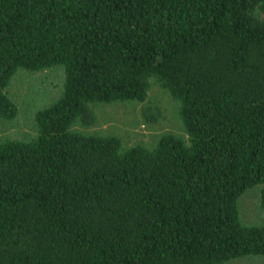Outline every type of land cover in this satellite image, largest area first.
Here are the masks:
<instances>
[{"label":"trees","instance_id":"1","mask_svg":"<svg viewBox=\"0 0 264 264\" xmlns=\"http://www.w3.org/2000/svg\"><path fill=\"white\" fill-rule=\"evenodd\" d=\"M50 69L61 91L34 136L0 139V264L264 261V0H0L1 120L19 115L13 77ZM153 83L183 134L82 131L96 104L142 103Z\"/></svg>","mask_w":264,"mask_h":264},{"label":"rangeland","instance_id":"2","mask_svg":"<svg viewBox=\"0 0 264 264\" xmlns=\"http://www.w3.org/2000/svg\"><path fill=\"white\" fill-rule=\"evenodd\" d=\"M62 74L60 70L50 69L40 72H20L13 77L9 86V95L19 108L16 120L7 122L0 119V139H27L35 134L34 113L47 104H51L61 91ZM53 100V101H52ZM160 109L161 117L154 123L145 122L141 115L143 108ZM95 123L85 132L118 136L124 146L143 144L152 146L163 133L183 134L179 115V103L173 100L167 91L153 83L146 100L98 103L94 106ZM74 129H80L77 124ZM257 187L247 190L239 198L238 205L241 220L245 224H261L263 216L259 207ZM228 264H264L261 257L246 256L237 258Z\"/></svg>","mask_w":264,"mask_h":264}]
</instances>
